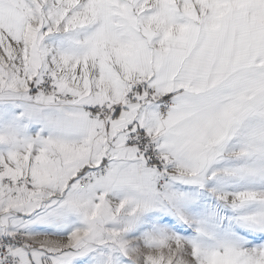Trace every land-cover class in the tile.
Returning a JSON list of instances; mask_svg holds the SVG:
<instances>
[{
    "label": "snow or ice",
    "instance_id": "snow-or-ice-1",
    "mask_svg": "<svg viewBox=\"0 0 264 264\" xmlns=\"http://www.w3.org/2000/svg\"><path fill=\"white\" fill-rule=\"evenodd\" d=\"M0 264H264V0H0Z\"/></svg>",
    "mask_w": 264,
    "mask_h": 264
}]
</instances>
